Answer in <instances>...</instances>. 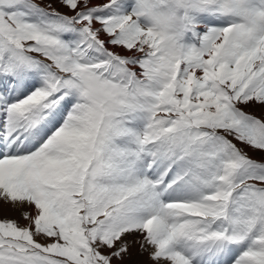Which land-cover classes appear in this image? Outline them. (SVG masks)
I'll use <instances>...</instances> for the list:
<instances>
[{
    "label": "snow or ice",
    "instance_id": "1",
    "mask_svg": "<svg viewBox=\"0 0 264 264\" xmlns=\"http://www.w3.org/2000/svg\"><path fill=\"white\" fill-rule=\"evenodd\" d=\"M0 217V264H264V0H0Z\"/></svg>",
    "mask_w": 264,
    "mask_h": 264
},
{
    "label": "rangeland",
    "instance_id": "2",
    "mask_svg": "<svg viewBox=\"0 0 264 264\" xmlns=\"http://www.w3.org/2000/svg\"><path fill=\"white\" fill-rule=\"evenodd\" d=\"M5 215L8 216L9 218H12V219H19L18 214H16V213H5ZM0 218H3V217H0ZM20 223L24 224L25 221L20 220Z\"/></svg>",
    "mask_w": 264,
    "mask_h": 264
}]
</instances>
